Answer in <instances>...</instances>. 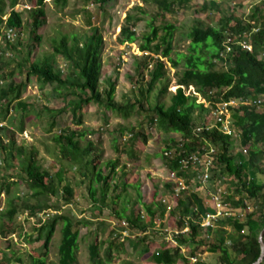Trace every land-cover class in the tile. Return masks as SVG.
I'll return each mask as SVG.
<instances>
[{
	"label": "trees",
	"instance_id": "obj_1",
	"mask_svg": "<svg viewBox=\"0 0 264 264\" xmlns=\"http://www.w3.org/2000/svg\"><path fill=\"white\" fill-rule=\"evenodd\" d=\"M18 1L0 0V44L4 42L7 48L6 54L1 55L0 52V101L4 100L6 103V107L0 111V121L5 119L8 106L13 101H16L15 110L21 109L24 112L29 110L30 105L20 96L25 91L31 77H35L42 85H52L54 92L61 94V97L65 96L63 97L64 106L57 113L70 111L71 118L76 125L82 124V108L90 103L103 107L104 111L110 110L121 118H128L134 111L142 110L143 104L139 98L131 101L126 99L125 102H117L114 98L120 64L114 67V78H106L107 85L101 87L104 41L97 28H93L90 34H85L83 37L73 35L69 38L67 35H62L53 42L52 52L49 55H44L40 59L33 58L32 51L35 44L40 42V36L36 31L45 23V2L44 0H28L33 4L32 8L14 10ZM67 1L54 0V3L64 7ZM85 1L104 4L109 0ZM154 2L166 12L173 11V1L154 0ZM213 4L214 2L211 5ZM201 8H207L206 4L201 5ZM24 11L29 13L30 32L33 33L25 58L19 64L25 74L19 81H16L11 73V78L8 80L2 73V63L4 61L9 63L14 58L10 48H14L13 43L16 40L6 37L1 30L4 26L17 30L19 37L23 23L21 12ZM242 12L239 16L234 13L221 16L216 26L196 20L187 33L190 39L189 51L181 55L184 59V69L177 79V86L171 96L170 104L165 105L159 100L148 109L139 112L141 116L144 115L150 122H156L165 131L179 133L182 139L189 140L184 142V147L188 149H192L196 141L192 135L194 112L198 110L202 114H207L206 102L214 103L229 98L256 99L264 96V2L256 5L249 15L244 16ZM140 20L141 18L131 13L126 15L125 22L120 27L118 39L120 43H131L136 39V33L132 28ZM148 25L149 31L141 36L139 51L143 54H139L140 56L135 61L134 74L136 76L133 77V84L146 83V93H150L154 85L165 77L164 60L154 55L159 54L168 58L173 48L174 30L173 25L166 24L163 27L164 34L159 36L157 25L152 22ZM225 32H230L232 35L239 34L251 45V50L234 45L232 52L229 53L230 66L226 69L216 66V59L223 48ZM157 39L158 42L153 43ZM57 55H60L67 64L65 72L63 68L55 65ZM175 64H177L176 61H174ZM3 78L6 79L4 83ZM190 87H195L197 91L203 93L214 91L205 96L206 102H200L189 93H184V90ZM166 88L167 85L159 89L158 94H163ZM142 93L141 88L140 96ZM68 95L73 97L67 99ZM233 120L239 132L236 140H239L245 152L234 153L231 143L234 140L215 129L204 134L219 149L217 161L221 165L220 173L225 175V182L230 192L227 200L233 206L240 207L242 212L238 216L220 219L215 227L204 231L199 224L200 214L207 211V208H204L202 197L196 193L185 194L178 199L177 207L169 212L166 219L168 226L179 229L184 226L183 219L190 216L187 220L190 227L189 233H179L173 236L176 245H167L168 242L159 235V230L154 226L155 218H163L165 215V207L161 205L159 199H156L158 193L156 186H154L150 200L147 203L143 202L138 189L139 183L136 182L133 185L126 179L125 164L122 168L118 165V160H108L104 164L107 172H104L101 166L102 149L91 140L80 145L84 130L67 128L56 134L53 139L59 145L61 159H65L69 165L85 169L83 177L89 180L87 189L94 207L102 209L110 200L113 204V216L116 217L120 227L117 229L113 226L106 238L93 239L88 245L89 261L92 264L111 263L115 250L123 246L124 240L121 241V238L128 240L131 239V234H135L134 238L137 237V240L132 241L131 239L130 242L134 246L139 245L141 254H151L152 238L160 237L157 239L160 246L158 255L154 252L153 255L151 254L154 264H176L181 259L187 261V256L203 255L205 252L217 254L219 264H251L254 262L259 255L258 234L264 227V104H249L234 109ZM2 128L3 126L0 125V130ZM128 135L129 141L126 142L123 138L120 151H125L128 156H134V140L141 137L145 141L146 136L140 131L136 133L133 131ZM176 144L177 140L172 137L166 148ZM0 150L5 151L4 155L1 154L5 168L8 167L9 160H18L19 168L24 173V181L31 191L28 199L16 196L10 200L7 204L9 206L0 214V220L8 224L15 220L17 213L22 214L28 211L30 215L35 216L45 208H51L46 220L35 226L36 234L32 238L35 241H41V244L35 250L37 255L32 256L30 264H45L51 239L59 221L62 223L61 240L58 245L56 264H76L80 225H87V222L81 219L74 220L69 214L60 213V206L48 204V201L56 197L58 193H61L60 198L64 204H70L75 199L74 188L63 178V167H59L55 174H51L39 163L38 151L35 147L16 146L13 138L4 143L1 134ZM161 161L167 170L177 168L175 161L165 157L163 152ZM127 186H132L136 191V198L128 212L125 207L117 209V201ZM165 186L169 187L170 184L165 182ZM110 191L112 193H109ZM17 200H20L19 204ZM29 200L35 203L30 204ZM136 204H139L137 208ZM193 206L197 210H193ZM121 220H125L129 227L127 228L132 230L128 236H121L120 231L124 230V226L120 225ZM2 221L1 225H3ZM94 233L96 237L99 235L97 231ZM187 244L189 245L188 250L182 252L181 246ZM7 263L8 260L0 262V264ZM196 264L209 263L202 260ZM260 264H264V258Z\"/></svg>",
	"mask_w": 264,
	"mask_h": 264
},
{
	"label": "rangeland",
	"instance_id": "obj_2",
	"mask_svg": "<svg viewBox=\"0 0 264 264\" xmlns=\"http://www.w3.org/2000/svg\"><path fill=\"white\" fill-rule=\"evenodd\" d=\"M173 1V11L166 12L161 9L154 0H109L104 4H98L93 1L85 0H68L64 7L56 5L54 0H44L45 23L39 27L36 33L40 36V42L35 44L32 51V57L40 59L44 55L52 52V44L62 35L69 38L73 35L83 37L85 34L91 33L93 28H97L104 41L102 52L103 66L101 70V87L107 85L106 78H114V67L120 64L119 80H116L114 97L116 100L125 102L127 100L140 99L143 107L142 110L148 109L157 101H162L165 105L171 102V96L177 86V79L184 69V59L182 54H187L190 46V39L187 33L196 20L202 21L204 24L216 26L219 18L228 13H234L239 16L240 12L251 13L256 5L264 2L262 0H168ZM26 2V1H25ZM214 2L213 5H211ZM206 4L207 8H201ZM208 4V5H207ZM33 7V4L31 8ZM22 6L15 5L14 10H20ZM9 11V8H7ZM242 12V14H243ZM141 18L135 24L132 30L136 33V39L131 43H120L119 33L120 27L125 22L127 14ZM22 27L20 35L13 43L14 48H10L14 58L9 63H2V73L6 79L12 77L19 81L23 76L22 68L19 66L25 58V53L31 44L33 33L30 32V18L28 11L21 12ZM154 23L159 28L158 35L164 34L163 27L166 24L174 26L172 51L168 58L158 56L164 60L165 77L154 85V89L150 93H146V83L133 84L134 67L136 59L143 53L139 51V45L142 42L141 36L149 31L148 23ZM70 41H72L70 39ZM158 42V39L153 43ZM7 46V45H6ZM8 47V46H7ZM3 48V49H2ZM2 49V50H1ZM1 55L6 54L7 48L5 43L0 44ZM9 50V48H8ZM140 54V55H139ZM174 61L177 64L174 65ZM55 65L67 70L65 60L57 55ZM217 67L219 64L217 63ZM4 77V76H3ZM132 79H131V78ZM6 79H2L3 83ZM167 85L163 94H158L159 89ZM143 93L140 96V89ZM189 93L196 101L206 102L205 96L209 91L199 92L195 87L184 90ZM64 95L58 94L52 90V85L40 84L35 77H31L30 81L21 94L20 98L30 105L27 112L21 109L15 110L13 101L8 106L5 113V119L0 121L3 128L0 134L4 143L11 138L14 139L15 145L25 148L35 147L38 151L37 159L43 168L55 174L59 167H63L64 180L74 189H76V197L70 204H64L60 198L61 193L56 197H52L48 204L60 206V213L69 214L74 220L81 219L87 222V225H80V237L78 242L77 263L76 264H92L88 258V245L94 238H106L107 234L112 231L115 226L120 229L116 217L113 216V204L109 200L107 205L102 209L94 207L88 194V178L83 177L85 169L74 165H69L66 160L61 159L59 153V145L54 141L53 137L61 130L67 128L84 130V136L80 139V145H84L87 140H91L102 149L101 166L104 167L108 160H118V165L127 171V181L131 184L139 183V191L142 201L147 203L154 190V186L158 189V200L161 195L166 194L170 190V186H165L164 171L161 169V154L170 143V138H177L179 135L173 136V133L165 131L156 122H150L144 115H140L141 111H134L128 118H121L110 110L104 111L103 107L94 103H90L82 108V124L76 125L71 118L70 111H63L60 114L57 111L64 106ZM68 95L67 99L72 98ZM264 104V103H262ZM6 107L4 100L0 101V111ZM105 112V114H104ZM194 122L200 116L194 112ZM1 114V113H0ZM199 114V115H198ZM23 115V116H22ZM198 115V116H197ZM22 120V121H20ZM109 124V125H108ZM22 127V130L20 128ZM140 131L146 136L143 141L141 137H137L133 144L135 154L128 156L125 151L122 152V140L129 141V133ZM13 136V137H12ZM233 152H245V148L240 145L239 140L231 142ZM118 147V149H117ZM119 150V152H118ZM15 152V150H14ZM5 151L0 150L1 154ZM4 155V154H3ZM121 168V169H122ZM156 184V185H155ZM109 193H112L110 191ZM31 194L30 189L24 181V173L20 170L18 160H9L8 167H4L1 156L0 159V214L9 205L8 202L16 196L19 198H27ZM136 198L135 188L127 186L122 192V196L117 201V209L125 207L128 212ZM156 200V201H157ZM18 204L20 200H17ZM28 203H35L29 200ZM139 205V204H138ZM136 204V208L138 206ZM24 212V211H23ZM51 212V208H45L38 212L37 215H30L28 211L20 214L17 213L15 220L5 223L0 220V262L8 260L7 264H30L32 256H36L35 250L38 249L41 241L33 240L32 236L36 234L35 226L44 222ZM20 221H19V220ZM1 221L3 225H1ZM20 222V223H19ZM116 222V223H115ZM162 221L159 224L164 223ZM61 222L56 226L55 232L51 239L49 250L46 256L45 264H56L58 261V245L61 240ZM167 224V221H166ZM97 231V237L95 233ZM99 232V233H98ZM132 232L129 229V233ZM135 234H131L132 241L137 240ZM131 239H122L123 246L115 250L111 263L107 264H154L151 254L160 250L158 240L160 237L152 238L151 254H141L139 245L134 246ZM174 245L168 243L167 245ZM188 250L189 245L183 246ZM205 262L209 264H219L217 254L205 252L202 256Z\"/></svg>",
	"mask_w": 264,
	"mask_h": 264
},
{
	"label": "built area",
	"instance_id": "obj_3",
	"mask_svg": "<svg viewBox=\"0 0 264 264\" xmlns=\"http://www.w3.org/2000/svg\"><path fill=\"white\" fill-rule=\"evenodd\" d=\"M20 5L22 6L21 9H30L31 7L28 2H24ZM224 35L225 37L222 42L223 48L216 62L219 64V67L226 69L230 66L231 60L229 59V53L232 52L234 45L247 50H251V45L239 34L232 35L230 32H225ZM213 91L214 90H211L210 93H213ZM262 103H264V96H259L256 99L229 98L226 100L221 99L214 103L206 102V107H208L207 114L201 113L199 121H195L192 126V135L196 138L195 143L192 145V149L184 147V142L189 140L186 141L182 139L181 135L176 138V145H170L169 148L164 149L163 155L175 161L177 167L174 170H167L166 167L161 164L160 169L165 173L164 179L170 184V190L159 198L161 205L165 207V215L163 218H155L154 226L159 230V235L163 236L166 242L176 245L173 238L174 234H187L190 231L187 221L190 219V216H186V218L183 219L185 222L184 226L179 229L174 227L171 228L166 224L169 212L177 207L178 199L182 198L185 194L196 193L202 197L204 208H207V211L200 214L199 224L204 231L215 227L218 220L238 216L240 212H242L240 207L233 206L231 202L227 200V196L230 192L225 182V175H221L220 173L221 165L218 164L217 161L219 149L204 133L215 129L224 135L230 136L232 139L237 138L239 132L234 125V109L249 104L260 105ZM192 209L197 210L195 206H193ZM164 220L165 222L161 224L160 228L159 224ZM120 225L124 226V230L120 231L121 236H128L129 227L127 222L121 220ZM206 237H208V235H206ZM181 249L182 252L185 251L183 246H181ZM155 253L158 255L159 250ZM204 255L205 254L190 255L186 257L187 261L181 259L176 264H196L204 259L202 257Z\"/></svg>",
	"mask_w": 264,
	"mask_h": 264
},
{
	"label": "water",
	"instance_id": "obj_4",
	"mask_svg": "<svg viewBox=\"0 0 264 264\" xmlns=\"http://www.w3.org/2000/svg\"><path fill=\"white\" fill-rule=\"evenodd\" d=\"M264 227L260 230L259 234H258V243H259V255L257 257V259L252 262L251 264H260L264 258Z\"/></svg>",
	"mask_w": 264,
	"mask_h": 264
},
{
	"label": "clouds",
	"instance_id": "obj_5",
	"mask_svg": "<svg viewBox=\"0 0 264 264\" xmlns=\"http://www.w3.org/2000/svg\"><path fill=\"white\" fill-rule=\"evenodd\" d=\"M25 1L28 2L32 6V4L28 0H19L16 5L21 6L20 4L24 3ZM20 10H23V9H20ZM9 30H10V33H9ZM1 33L5 34L6 37H8V38L16 39L18 32H17V30H12L11 28L4 26V27H2ZM0 40H1V36H0Z\"/></svg>",
	"mask_w": 264,
	"mask_h": 264
},
{
	"label": "crops",
	"instance_id": "obj_6",
	"mask_svg": "<svg viewBox=\"0 0 264 264\" xmlns=\"http://www.w3.org/2000/svg\"><path fill=\"white\" fill-rule=\"evenodd\" d=\"M246 15H247V13H245ZM118 80H119V77H118ZM115 98V97H114ZM116 100V99H115ZM117 102H121V101H118V100H116ZM195 112H197V113H199L200 114V116H201V113L198 111V110H196ZM198 114V115H199ZM197 115V116H198ZM194 116H196L195 115V113H194ZM200 116L198 117V119H197V121H199V119H200ZM109 125V124H108ZM171 133H173V136H176V135H180L179 133H175V132H171ZM232 140H235L236 141V138H233ZM74 191H75V197H76V189H74Z\"/></svg>",
	"mask_w": 264,
	"mask_h": 264
}]
</instances>
